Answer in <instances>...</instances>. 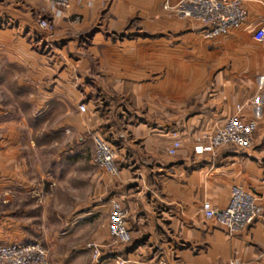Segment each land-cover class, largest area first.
Returning <instances> with one entry per match:
<instances>
[{
	"label": "crops",
	"instance_id": "obj_1",
	"mask_svg": "<svg viewBox=\"0 0 264 264\" xmlns=\"http://www.w3.org/2000/svg\"><path fill=\"white\" fill-rule=\"evenodd\" d=\"M161 2L79 0L56 16L45 0H0V75H7L0 80L16 81L27 100H38L39 114L57 120L58 156L40 178L68 195L58 264L83 255L82 242L70 245L80 232L101 247L99 264H264V40L253 39L264 25V0H243V23L197 43L162 33L112 43L100 29L118 30L132 19L161 26ZM41 18L53 29L41 28ZM196 100L198 112L180 119ZM98 103L105 110L94 109ZM234 115L257 122L249 148L198 143ZM9 120L0 111V180L20 173L19 131ZM51 129L43 130L48 143ZM83 134L112 144L117 174L92 162ZM174 139L179 148L170 155ZM233 186L250 192L261 214L230 236L200 208L205 201L225 207ZM112 203L126 211L124 245L110 244Z\"/></svg>",
	"mask_w": 264,
	"mask_h": 264
},
{
	"label": "rangeland",
	"instance_id": "obj_2",
	"mask_svg": "<svg viewBox=\"0 0 264 264\" xmlns=\"http://www.w3.org/2000/svg\"><path fill=\"white\" fill-rule=\"evenodd\" d=\"M163 1L161 2V10L163 11L161 26L148 24L145 27L142 25L139 27L140 25L132 19L118 30H112L104 26L100 27V29L109 36L112 43L121 41L124 37L130 38L138 35L153 38L160 33L178 36L180 44H188V38L189 40L192 38L197 39L195 43L205 40L198 37V30L201 27L200 23L178 18L171 10L163 9ZM170 1L175 3L178 0ZM91 30H95V28ZM187 34L190 36L188 35L189 37H187ZM103 75H106L104 71ZM2 76L0 75V77ZM6 76L5 74L2 78H6ZM155 76L154 73H149L148 79H154L153 77ZM16 83L14 80H0V111L13 119L9 120L8 126H15L19 131V143L15 156L17 158L16 163L19 164L20 168V173L12 176L14 181L11 177L0 180V244L36 242L44 250L46 264H58L56 259L61 247L57 240L59 231L67 223L66 213L69 211L68 195L61 190L59 183L49 185L40 178L43 171L50 170L52 158L54 156L57 158L58 156L55 147L59 144V131L54 130L57 120L56 117L46 120L43 114H39L42 110L38 106V100H36L35 104H32L31 100H27L25 91L17 88ZM199 101L196 100V105L193 107L189 105L191 107L189 111H186V109L185 112L180 111V119H186L196 114L200 108L198 105ZM119 102L130 107L128 100H119ZM262 103H264L263 100ZM99 104L95 105L94 109L105 110L106 106ZM182 107L184 108L185 106L182 105ZM45 128H52L49 143L47 138L43 136ZM82 136L86 150L89 154L93 153L92 140L88 139L86 134ZM100 137L107 141L105 137ZM54 142L56 144H53ZM84 235L85 233L80 232L81 240L73 237L70 241V245H75L76 243L79 245L82 242L81 244L85 245L84 248H86L82 252L83 255L74 264H99L102 260L99 262L94 261L90 250L86 247V244L92 241Z\"/></svg>",
	"mask_w": 264,
	"mask_h": 264
},
{
	"label": "built area",
	"instance_id": "obj_3",
	"mask_svg": "<svg viewBox=\"0 0 264 264\" xmlns=\"http://www.w3.org/2000/svg\"><path fill=\"white\" fill-rule=\"evenodd\" d=\"M53 7V14L60 15L73 2L79 0H45ZM163 9L171 10L175 16L189 19L201 24V36L210 40L227 34L231 28L241 24L247 17L243 0H178L172 3L163 1ZM77 21V18L75 19ZM41 28L52 29V24L44 18L38 20ZM256 42L264 40V25L253 34ZM78 111L86 112L84 104L78 105ZM257 122L254 119H243L237 115L227 118L223 125L214 128L207 136L198 140L208 149L233 147L244 150L253 143ZM92 162L103 168L108 174L118 172L116 166L117 152L108 141L99 135L92 136ZM179 142L174 139L168 153L175 154ZM201 213L207 220H213L227 235H234L246 228L261 214V208L256 198L240 186H233L229 192V200L225 207L213 208L207 201L201 205ZM108 233L110 244L118 246L126 244L130 235L126 229V211L117 203H112L108 215ZM86 247L91 252L94 261L103 259L101 247L93 242ZM0 264H46L45 253L36 243H9L0 245Z\"/></svg>",
	"mask_w": 264,
	"mask_h": 264
}]
</instances>
